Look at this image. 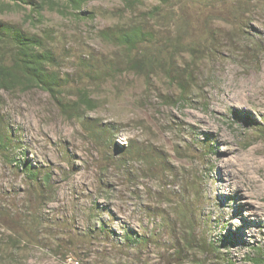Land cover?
<instances>
[{"label": "rangeland", "instance_id": "rangeland-1", "mask_svg": "<svg viewBox=\"0 0 264 264\" xmlns=\"http://www.w3.org/2000/svg\"><path fill=\"white\" fill-rule=\"evenodd\" d=\"M125 1L0 14L60 75L55 94L0 89V264H264V0ZM138 25L155 39L137 56L103 36Z\"/></svg>", "mask_w": 264, "mask_h": 264}, {"label": "trees", "instance_id": "trees-1", "mask_svg": "<svg viewBox=\"0 0 264 264\" xmlns=\"http://www.w3.org/2000/svg\"><path fill=\"white\" fill-rule=\"evenodd\" d=\"M98 1L109 0H0V14H4L6 9L12 6L18 8L26 6L30 8V14L26 16L32 21H34L36 16L40 19L45 10L58 12L61 15L70 14L82 18L86 16V12L82 9ZM152 1L167 4L171 0ZM132 2L137 3L135 0L125 1L128 7ZM151 14L152 11H148L144 14V17H150L152 19ZM104 35L111 42L126 49L130 53V56H137L140 53L143 54L144 48L150 49L151 51V46L155 39V34L143 25L128 29H115L112 33H103ZM4 41L10 44L13 49V54L9 61L0 63V89L5 91L17 89L28 91L38 88L51 94H55L58 91L60 87V75L53 70V66L56 63V56L51 50L45 47V42L40 36L25 33L18 26L0 21V44ZM142 62L133 57L127 61V64L132 70H139L140 65H142L141 67L151 68V63L142 64ZM79 101L90 109L95 108L94 102L85 92L80 93ZM6 145H8L7 137L3 136L0 140V147H5ZM132 150L133 148L131 147L127 149L128 152ZM19 168L30 176L32 180L36 181L39 178L40 173L24 158L20 162ZM45 176L44 181L48 182L50 178L48 175ZM195 196L190 195L189 198L194 199ZM188 201L183 198L175 203L174 213L182 225L185 224V220L187 219L188 214L186 212L190 206ZM186 225L190 228V221ZM127 240L130 243H140L138 239L130 236H127ZM254 262L256 264H263V258L259 256V258L254 259Z\"/></svg>", "mask_w": 264, "mask_h": 264}, {"label": "bare ground", "instance_id": "bare-ground-1", "mask_svg": "<svg viewBox=\"0 0 264 264\" xmlns=\"http://www.w3.org/2000/svg\"><path fill=\"white\" fill-rule=\"evenodd\" d=\"M239 228L240 230H239V232H241L242 234V236H246V235H248L249 233H252L253 231H252V229H251V227L249 226V225H243V226H238L237 224L236 225H234V227H233V233L236 231V228ZM244 227H245V229L246 230H244ZM247 233V234H246ZM239 238H241V236H239ZM242 240V239H241ZM240 241V240H239ZM239 241H237V242H239Z\"/></svg>", "mask_w": 264, "mask_h": 264}]
</instances>
